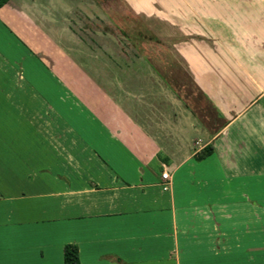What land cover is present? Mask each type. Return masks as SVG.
Masks as SVG:
<instances>
[{
    "label": "crops",
    "instance_id": "obj_1",
    "mask_svg": "<svg viewBox=\"0 0 264 264\" xmlns=\"http://www.w3.org/2000/svg\"><path fill=\"white\" fill-rule=\"evenodd\" d=\"M50 1L0 7V264H63L67 243L79 264H264V248L243 246L242 228L254 226L244 211L256 207L249 196L264 170L242 149L250 134L240 125L264 97V0H170V10L156 5L164 0H125L170 40L168 81L195 90L183 136H195V151L213 147L200 161L184 152L171 168L163 144L109 91L72 62L54 69L31 38L42 32L30 7L49 17ZM57 2L65 14L74 3ZM169 19L164 37L158 25ZM164 65L154 64L165 78Z\"/></svg>",
    "mask_w": 264,
    "mask_h": 264
},
{
    "label": "rangeland",
    "instance_id": "obj_2",
    "mask_svg": "<svg viewBox=\"0 0 264 264\" xmlns=\"http://www.w3.org/2000/svg\"><path fill=\"white\" fill-rule=\"evenodd\" d=\"M73 1L66 14L59 9L62 5L57 0L49 3L52 6L49 17L37 6L28 11L29 18L42 32L32 34L31 38L45 48L53 68L60 71L66 62H72L82 74L96 81L101 90L109 91L129 121L163 144L160 152L169 160L167 168H171L184 152L197 156L200 150L195 151L197 145L193 144L197 139L194 135L184 137L182 131L189 122L194 123L196 116L192 110L198 106L196 93L193 86L185 82L168 81L172 75L171 43L166 38H157L156 19L150 15L147 18L138 16L125 0H81L76 4V0ZM149 1L146 4L149 7L156 3L155 0ZM156 5L163 10L171 9L170 0H164L163 6ZM152 10L148 14H154ZM170 21L158 25L164 37L172 33ZM18 35L21 41L32 47L26 37L20 32ZM56 48L62 49L65 56H53L56 59L53 60L51 55ZM156 59L164 62L167 78L157 72ZM71 74L77 73L69 71ZM254 109L253 112L258 114H248L240 124L246 128V134H250V138L244 139L242 149L259 156L261 171L264 170V97ZM205 118L207 122L210 115ZM36 121H41L37 115ZM257 122L260 123L259 130L255 126ZM186 140L190 144L188 148L178 145ZM260 181V192H252L248 202L256 207L253 211H244L243 215L245 222L252 221L254 225L242 228L244 247L259 245L264 248V178ZM235 197L240 199L243 195L239 193Z\"/></svg>",
    "mask_w": 264,
    "mask_h": 264
},
{
    "label": "trees",
    "instance_id": "obj_3",
    "mask_svg": "<svg viewBox=\"0 0 264 264\" xmlns=\"http://www.w3.org/2000/svg\"><path fill=\"white\" fill-rule=\"evenodd\" d=\"M9 0H0V7ZM213 151L211 144H206L202 147L195 159L200 161L209 156ZM63 264H79L77 246L73 243H67L63 246Z\"/></svg>",
    "mask_w": 264,
    "mask_h": 264
},
{
    "label": "built area",
    "instance_id": "obj_4",
    "mask_svg": "<svg viewBox=\"0 0 264 264\" xmlns=\"http://www.w3.org/2000/svg\"><path fill=\"white\" fill-rule=\"evenodd\" d=\"M161 177H162V179L164 180V182H163V187L164 188H166L167 186H168V174H167V172L166 171H163L162 173H161Z\"/></svg>",
    "mask_w": 264,
    "mask_h": 264
}]
</instances>
